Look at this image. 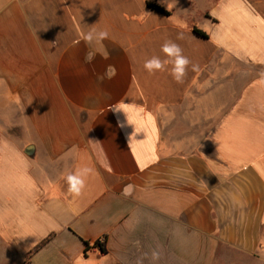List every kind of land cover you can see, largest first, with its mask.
Instances as JSON below:
<instances>
[{
	"label": "crops",
	"instance_id": "crops-1",
	"mask_svg": "<svg viewBox=\"0 0 264 264\" xmlns=\"http://www.w3.org/2000/svg\"><path fill=\"white\" fill-rule=\"evenodd\" d=\"M138 260L264 264V0H0V264Z\"/></svg>",
	"mask_w": 264,
	"mask_h": 264
},
{
	"label": "clouds",
	"instance_id": "clouds-1",
	"mask_svg": "<svg viewBox=\"0 0 264 264\" xmlns=\"http://www.w3.org/2000/svg\"><path fill=\"white\" fill-rule=\"evenodd\" d=\"M110 33L107 30H95L92 29L83 34V40L89 47L93 45H101L103 41L109 39ZM178 39H182L178 37ZM160 51L163 53V58L159 55H152L150 58H146L143 62V69L149 75H155L157 73L168 72L172 79L181 84L187 75L189 66L191 65L192 71H197L198 66L192 64L189 57L184 54L183 48L171 39H165L160 47ZM95 51H88L85 55V62L91 63L95 58ZM104 57L107 58V52L103 53ZM116 70L113 66H109L106 70L105 76L111 79L115 76ZM98 79L103 80L104 77H98ZM116 111H122L127 115V107L125 104H118L115 107ZM138 131V130H137ZM92 173V169L83 166L78 167L74 171H68L64 177L67 184V192L71 194L74 198L80 197L87 187V180ZM130 187V186H129ZM130 194L129 189H125V195ZM147 256V254H145ZM159 258V254L155 251L152 252L151 259L156 261ZM138 264H143L142 260H138Z\"/></svg>",
	"mask_w": 264,
	"mask_h": 264
},
{
	"label": "trees",
	"instance_id": "trees-1",
	"mask_svg": "<svg viewBox=\"0 0 264 264\" xmlns=\"http://www.w3.org/2000/svg\"><path fill=\"white\" fill-rule=\"evenodd\" d=\"M147 7H148V9H150L152 11H158V12L163 13L165 15H170V13L163 6L158 4L157 2H147ZM194 32L200 37H203V38L208 37L206 33H204L203 31H201L197 28H194ZM40 247L41 246H39L38 249Z\"/></svg>",
	"mask_w": 264,
	"mask_h": 264
},
{
	"label": "rangeland",
	"instance_id": "rangeland-1",
	"mask_svg": "<svg viewBox=\"0 0 264 264\" xmlns=\"http://www.w3.org/2000/svg\"><path fill=\"white\" fill-rule=\"evenodd\" d=\"M205 3H202L201 1H198V6L196 8H205ZM230 259H232V256L231 254H229ZM249 262V261H248Z\"/></svg>",
	"mask_w": 264,
	"mask_h": 264
}]
</instances>
